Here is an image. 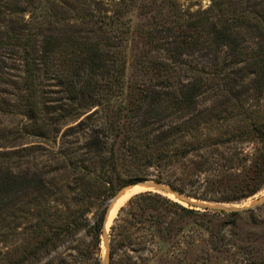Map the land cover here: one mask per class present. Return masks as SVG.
I'll return each mask as SVG.
<instances>
[{
    "label": "trees",
    "instance_id": "1",
    "mask_svg": "<svg viewBox=\"0 0 264 264\" xmlns=\"http://www.w3.org/2000/svg\"><path fill=\"white\" fill-rule=\"evenodd\" d=\"M210 2L0 0V226L22 250L0 249V264H56L42 259L75 241L76 263L101 264L110 203L131 185L217 204L264 190V0ZM263 210L138 194L111 228L109 264H264Z\"/></svg>",
    "mask_w": 264,
    "mask_h": 264
},
{
    "label": "rangeland",
    "instance_id": "2",
    "mask_svg": "<svg viewBox=\"0 0 264 264\" xmlns=\"http://www.w3.org/2000/svg\"><path fill=\"white\" fill-rule=\"evenodd\" d=\"M182 2L186 7L192 6V11H194V12L199 10L200 7L202 8V10H206L210 6V3H211L210 0H182ZM135 26H137V25H135ZM119 29L114 34L110 33L109 36H117V38H118V36H124V34L122 32H124L125 29L123 27L120 29V31H119ZM107 36H108V34L104 33L102 30L100 32H99V30H97L95 33L91 34V37L94 39H95V37L97 38V37H107ZM129 42H130V44H129L130 50L128 53V66H127L126 80L130 84L133 82V80L135 79V75L137 74L134 57L137 54V51L142 44V40L139 38V36H137V34L133 33L130 36ZM202 55H196L194 58H188L187 60H189L191 62L193 61V62L203 63L204 59L200 58ZM212 63H215V62H212ZM19 121H20V118H18V117H5L2 120V122L5 124V126H7V127L9 126L10 128H12V126L18 125ZM34 141L35 140H30V139L26 140L24 142V143H26L25 146H32V145L41 144V143H36ZM170 195H172V194H170ZM170 195L168 197L175 200L174 196L173 195L170 196ZM130 198L124 204H122L119 207L120 210L124 206L127 205ZM263 198H264V190L262 192L258 193L257 195H255V196H253V197H251L245 201H242L240 203H229V204H218V205L221 206L222 208L228 207V208H232L234 210L246 211L247 209L256 207V206L264 203V202H262V203L258 204V200L263 199ZM200 202H202V201H200ZM205 203H211V202H205ZM211 204H217V203H211ZM195 209H197V208H195ZM197 210H203V209H197ZM262 212H264V210ZM119 213H120V211H119ZM3 227L4 226H0V249L4 250V252H6V250H10L13 253H16L17 255H19L18 253H20L22 251L21 250V243H20L21 236L18 234V232L11 233V232H8L6 229L3 230ZM107 240H108V242H106L105 237H103V234H102L101 252H100L101 260H102L101 264H109L108 253H109L110 236H109V238H107ZM79 244H80V242H76V241L72 244L64 243L63 245L59 246L55 252L51 253V255H47V256L43 257L42 262L45 263V262H48V260H50V259H56V264H78L76 262H78V260H79V256H78L79 250L77 249L78 247H80ZM254 246L257 247L258 251L264 253V245H262L261 242L255 243ZM169 250H171L170 247L166 250V252H169ZM193 260L194 259H191L190 264H207V262H205V257H203V258L199 257L197 262H192ZM159 261H160L159 259H156V260L148 262L146 264H163ZM169 264H188V263L178 262L174 259ZM210 264H246V262L243 261L242 258L239 256H237V257L228 256V257L220 258L218 260H213L210 262Z\"/></svg>",
    "mask_w": 264,
    "mask_h": 264
},
{
    "label": "water",
    "instance_id": "3",
    "mask_svg": "<svg viewBox=\"0 0 264 264\" xmlns=\"http://www.w3.org/2000/svg\"><path fill=\"white\" fill-rule=\"evenodd\" d=\"M137 185L147 186L150 190L139 192V193L133 195L132 197H134V196H136L138 194L144 193V192H155V193H159L161 195L167 196V197H168L169 194H172L174 196V198H175V201H177V202H179V203H181L183 205H186L188 207H191V208H197V209H221V210H226V211H236V210H234L232 208H228V207L227 208H222L218 204H211V203H205V202H200V201L194 200V199L189 198V197H187L185 195H182V194H180L178 192H175L174 190H172L170 187H168L166 185H163V184H160V183H156V182H153V181H148V182L140 183V184H137ZM131 186H136V185H131ZM131 186H129V187H131ZM126 188H128V187H126ZM126 188H124L112 200V202L110 203V206H109L106 218H105L104 227H103V233H102L103 237H105L106 242H108L107 238H109V236H110L111 228L114 225V222H115L116 218L118 217V214H119V211H120V209L117 210V212H116V214H115L114 218L112 219L111 224L109 226L108 221L111 218V216L113 215V211H112L113 206H114L115 202L117 201V199L123 194V192H124V190ZM262 202H264V198L258 200V204L262 203Z\"/></svg>",
    "mask_w": 264,
    "mask_h": 264
},
{
    "label": "bare ground",
    "instance_id": "4",
    "mask_svg": "<svg viewBox=\"0 0 264 264\" xmlns=\"http://www.w3.org/2000/svg\"><path fill=\"white\" fill-rule=\"evenodd\" d=\"M147 190H150V189L147 186H144V185H136V186H132V187L126 188L124 190L123 194L115 202V204L113 206V209H112L113 215L109 219L108 224L110 225V223H111L112 219L114 218V216H115L117 210L119 209V207L122 204H124L130 197H132L133 195H135V194H137L139 192H143V191H147ZM170 196H172V195H170Z\"/></svg>",
    "mask_w": 264,
    "mask_h": 264
}]
</instances>
